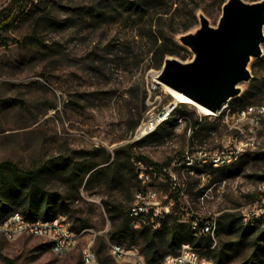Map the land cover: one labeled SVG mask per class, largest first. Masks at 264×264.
I'll list each match as a JSON object with an SVG mask.
<instances>
[{"label":"rangeland","instance_id":"obj_1","mask_svg":"<svg viewBox=\"0 0 264 264\" xmlns=\"http://www.w3.org/2000/svg\"><path fill=\"white\" fill-rule=\"evenodd\" d=\"M225 1L22 0L23 11L0 33V162L33 169L67 160L68 168L54 170L45 183L66 199L65 212L57 216L80 240L57 254L42 236L0 237V264H84L83 251L90 244L98 258L112 256L113 221L106 208H130L139 185L137 161L169 165L187 149L222 147L239 126H247L237 111L264 104V43L262 57L249 64L252 78L238 85L241 93L222 112L206 115L179 102L171 120L141 139L136 136L153 106L176 101L163 83L148 100V85L166 58L159 66L154 52L164 40L181 44V34L195 31L202 14L217 25ZM10 2L0 0V9ZM182 46L174 57L188 61L193 52ZM180 117L184 125L177 127ZM98 148L107 149L110 157ZM121 148L126 151L117 156ZM207 170L209 184L226 183L223 190L215 186L201 205L200 172L176 167L187 181L188 196L180 208L214 215L220 223L211 246L202 244L201 253L213 264H264V227L242 233L247 226L243 207L264 198V116L251 148L231 165ZM157 184L162 195H170L169 183ZM225 213L240 217L235 231H227L220 220ZM121 244L143 253L145 243L139 238ZM160 249L178 251L169 242Z\"/></svg>","mask_w":264,"mask_h":264},{"label":"built area","instance_id":"obj_2","mask_svg":"<svg viewBox=\"0 0 264 264\" xmlns=\"http://www.w3.org/2000/svg\"><path fill=\"white\" fill-rule=\"evenodd\" d=\"M159 71L155 72L152 82L148 85V100L152 92L160 84L157 79ZM151 104V102H150ZM179 102L175 101L163 105L161 108L153 106L148 112L147 119L137 131V138L141 139L154 132L160 125L170 120L176 112ZM227 107V105H225ZM224 107L222 111L226 108ZM220 111V112H222ZM218 112V113H220ZM238 120L246 121V127H238V133L231 137L228 143L222 147L210 149L199 146L187 149L180 159L159 169L154 163L136 162L137 178L139 186L134 193V198L129 208L131 223L135 228L152 226L157 228L163 218L169 214H177V200L167 195H162L158 181L169 182L172 190L186 198L187 181L179 177L176 167L195 173L200 172L199 178L202 184V192L198 202L204 205L215 186L223 190L226 181L209 184L206 178L207 168H223L237 161L255 143L256 132L264 116V104L250 105L237 111ZM177 127L184 125L183 118L177 121ZM165 172L168 178L163 179ZM186 213L183 221H186L192 234L199 238L203 235L213 239L217 233L219 222L214 215L194 214L189 208H180ZM243 221L250 227H264V198L255 204L246 205L242 209ZM20 235L42 236L51 242L52 249L57 254H63L76 246L80 240V234L74 231L66 219L59 215L52 219L43 217L28 218L21 211L14 210L5 218L0 219V237L14 239ZM111 254L116 261L131 260L134 264H147L143 254L135 247L126 248L122 244L110 241ZM201 247L191 242L182 243L175 254H167L157 264H213V261L201 253ZM84 264H98V255L92 245H88L83 251Z\"/></svg>","mask_w":264,"mask_h":264},{"label":"trees","instance_id":"obj_3","mask_svg":"<svg viewBox=\"0 0 264 264\" xmlns=\"http://www.w3.org/2000/svg\"><path fill=\"white\" fill-rule=\"evenodd\" d=\"M23 11L22 0H11V2L0 9V33L9 29L16 21L18 15ZM184 47L174 39L169 41L164 40L154 52L159 66L167 55H179ZM171 120V118H170ZM102 150L107 157H110V152L107 149ZM121 151H126V148L116 150L117 156ZM159 169L168 165L154 163ZM54 167V168H53ZM96 166H92L87 172L93 170ZM68 168V162L53 161L51 166H42L39 168H22L18 164L5 160L0 162V219L5 218L14 210L21 211L28 218L43 217L52 219L60 212H65L66 199L60 193L47 189L46 183L50 174L55 170H64ZM99 170V169H96ZM96 170L91 175L95 174ZM56 171V172H57ZM164 174L163 179L168 178V174ZM135 176L137 171L135 166ZM138 179V178H137ZM67 180H70L69 178ZM166 183H169L168 181ZM170 185V183H169ZM139 186V185H138ZM169 197L177 200V214H169L162 219L160 226L154 228L152 226H144L135 228L130 219L129 209L107 206V211L113 221V228L110 231V237L113 241L121 244L125 239H129L130 244H133L137 239L144 241L143 256L147 264H157L165 256L166 252L160 249L161 244L169 242L176 250L180 249L183 242H191L195 246L206 247L211 246L212 237L203 235L199 238L192 234V231L186 221H183L184 212L180 211V201L183 197L171 189ZM226 221V230L235 231L237 225L240 224V217H236L234 213H225L220 217ZM242 224V222H241ZM220 223L217 233L221 230ZM243 235L247 234L253 227H243ZM51 245V242L48 243ZM177 251V252H178ZM176 252V251H175ZM176 252V253H177ZM111 255H99L98 264H115Z\"/></svg>","mask_w":264,"mask_h":264},{"label":"water","instance_id":"obj_4","mask_svg":"<svg viewBox=\"0 0 264 264\" xmlns=\"http://www.w3.org/2000/svg\"><path fill=\"white\" fill-rule=\"evenodd\" d=\"M179 40L192 58L167 55L157 79L218 113L241 93L238 85L252 78V59L263 55L264 0H226L217 25L202 14L199 27Z\"/></svg>","mask_w":264,"mask_h":264},{"label":"bare ground","instance_id":"obj_5","mask_svg":"<svg viewBox=\"0 0 264 264\" xmlns=\"http://www.w3.org/2000/svg\"><path fill=\"white\" fill-rule=\"evenodd\" d=\"M155 74V73H154ZM160 82V81H159ZM162 82H160L161 84ZM164 84V83H163ZM166 87V90L176 99V101L184 103V104H188L191 106H195L197 107L201 112H203L206 115H216L217 113H215L214 111H212L211 109L208 108H204L199 106L196 101L194 99H192V97L188 96V95H184L182 93H180L179 91L173 89L172 87L164 84Z\"/></svg>","mask_w":264,"mask_h":264}]
</instances>
